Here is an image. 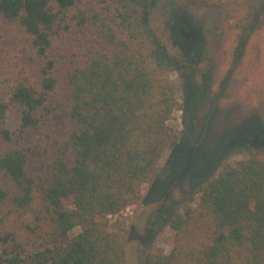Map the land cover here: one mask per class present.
<instances>
[{"label":"trees","instance_id":"obj_1","mask_svg":"<svg viewBox=\"0 0 264 264\" xmlns=\"http://www.w3.org/2000/svg\"><path fill=\"white\" fill-rule=\"evenodd\" d=\"M195 1L224 10L211 30L221 39L211 78L235 81L238 99L263 116L264 0ZM76 29L96 31L104 48L70 52L57 72L50 50ZM182 108L122 0H0V263L127 264V228L108 219L158 177ZM60 109L67 118L54 137L48 117ZM193 194L167 221L170 250L147 264H264V150L248 148Z\"/></svg>","mask_w":264,"mask_h":264},{"label":"rangeland","instance_id":"obj_2","mask_svg":"<svg viewBox=\"0 0 264 264\" xmlns=\"http://www.w3.org/2000/svg\"><path fill=\"white\" fill-rule=\"evenodd\" d=\"M134 23L141 27L155 47L164 72L176 85L183 108L173 114L170 126L179 135L172 151L163 157L158 177L145 185L137 204L127 207L110 224L127 228V264H147L149 253L167 254L173 234L167 221L182 201H193V190L216 175L226 162L244 158L250 147L264 150V115L249 111L232 85L218 87L211 74L219 66L221 39L211 33L215 21L223 18V7L205 6L195 0H122ZM104 48L94 30H72L61 36L50 50L57 72L68 65L74 50L89 53ZM18 112L7 114L6 125L18 127ZM67 112L60 109L48 117V130L58 137ZM41 162L34 160L29 171L36 173ZM39 205V203H37ZM16 230L18 240L27 235ZM78 229H72L69 236ZM3 264V263H0Z\"/></svg>","mask_w":264,"mask_h":264}]
</instances>
